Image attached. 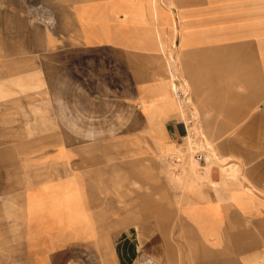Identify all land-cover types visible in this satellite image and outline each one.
I'll return each mask as SVG.
<instances>
[{"label":"crops","instance_id":"obj_1","mask_svg":"<svg viewBox=\"0 0 264 264\" xmlns=\"http://www.w3.org/2000/svg\"><path fill=\"white\" fill-rule=\"evenodd\" d=\"M4 46L59 129L25 171L0 98V264H164L176 218L194 264H264V0H0Z\"/></svg>","mask_w":264,"mask_h":264},{"label":"rangeland","instance_id":"obj_2","mask_svg":"<svg viewBox=\"0 0 264 264\" xmlns=\"http://www.w3.org/2000/svg\"><path fill=\"white\" fill-rule=\"evenodd\" d=\"M43 47L27 46H4L3 61H0V88L3 93L0 98L4 102V137L17 139L13 144L19 146L21 162L24 161V169L27 170V156L29 147L36 148V151L44 150L45 146L52 145L51 142L28 140L40 139V135L54 133L59 129L58 111L54 110L55 100L49 93H44V73H43ZM202 142L193 137L187 138V151L182 148L178 151V156L185 159L190 155L192 162L196 152V146L202 149ZM12 144L9 142L4 143ZM75 144V143H69ZM174 208L178 207H165ZM166 223V222H165ZM168 234L165 237L164 245L170 247L174 245L179 249L175 259L171 255H164V264H194V254L192 251L202 249L203 243L194 236L183 222L176 220L169 224Z\"/></svg>","mask_w":264,"mask_h":264},{"label":"built area","instance_id":"obj_3","mask_svg":"<svg viewBox=\"0 0 264 264\" xmlns=\"http://www.w3.org/2000/svg\"><path fill=\"white\" fill-rule=\"evenodd\" d=\"M193 146H196V144H194ZM196 156L198 159H205L204 154L201 152H196Z\"/></svg>","mask_w":264,"mask_h":264},{"label":"bare ground","instance_id":"obj_4","mask_svg":"<svg viewBox=\"0 0 264 264\" xmlns=\"http://www.w3.org/2000/svg\"><path fill=\"white\" fill-rule=\"evenodd\" d=\"M177 87V86H176ZM179 95V94H178ZM181 100V99H180ZM194 161V160H193Z\"/></svg>","mask_w":264,"mask_h":264}]
</instances>
